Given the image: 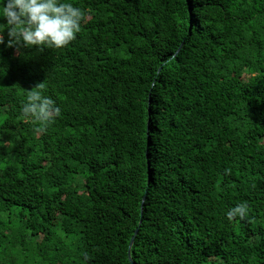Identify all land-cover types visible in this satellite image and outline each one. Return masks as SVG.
Segmentation results:
<instances>
[{"label":"trees","instance_id":"1","mask_svg":"<svg viewBox=\"0 0 264 264\" xmlns=\"http://www.w3.org/2000/svg\"><path fill=\"white\" fill-rule=\"evenodd\" d=\"M69 2L65 48L0 45V264H264V0Z\"/></svg>","mask_w":264,"mask_h":264},{"label":"clouds","instance_id":"2","mask_svg":"<svg viewBox=\"0 0 264 264\" xmlns=\"http://www.w3.org/2000/svg\"><path fill=\"white\" fill-rule=\"evenodd\" d=\"M85 12L69 0H0V45L18 49L60 50L68 46L81 32ZM20 112L31 121L37 133L43 131L61 115V107L45 93L40 83L26 91ZM248 214L247 202H240L226 211L229 220L244 219Z\"/></svg>","mask_w":264,"mask_h":264},{"label":"water","instance_id":"3","mask_svg":"<svg viewBox=\"0 0 264 264\" xmlns=\"http://www.w3.org/2000/svg\"><path fill=\"white\" fill-rule=\"evenodd\" d=\"M144 202H145V197H144L143 202H142V211H141V214L142 215H143V205H144ZM140 224H141V222H140ZM137 233H138V229L136 230L135 235L132 237L131 242H130V246H129V259H130V261H132L131 260V257H130L131 248L133 246V243H134V240H135V237H136Z\"/></svg>","mask_w":264,"mask_h":264}]
</instances>
